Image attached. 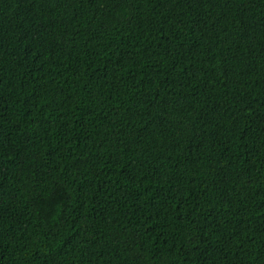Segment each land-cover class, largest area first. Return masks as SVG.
<instances>
[{"label": "trees", "instance_id": "obj_1", "mask_svg": "<svg viewBox=\"0 0 264 264\" xmlns=\"http://www.w3.org/2000/svg\"><path fill=\"white\" fill-rule=\"evenodd\" d=\"M0 264H264V0H0Z\"/></svg>", "mask_w": 264, "mask_h": 264}]
</instances>
